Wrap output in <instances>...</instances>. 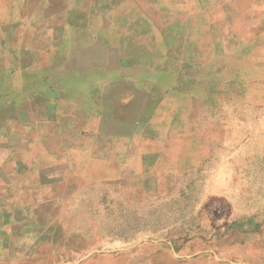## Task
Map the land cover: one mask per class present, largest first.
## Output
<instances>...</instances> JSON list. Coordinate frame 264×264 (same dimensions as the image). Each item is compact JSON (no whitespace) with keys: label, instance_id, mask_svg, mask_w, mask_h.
<instances>
[{"label":"rangeland","instance_id":"rangeland-1","mask_svg":"<svg viewBox=\"0 0 264 264\" xmlns=\"http://www.w3.org/2000/svg\"><path fill=\"white\" fill-rule=\"evenodd\" d=\"M0 264H264V0H0Z\"/></svg>","mask_w":264,"mask_h":264}]
</instances>
